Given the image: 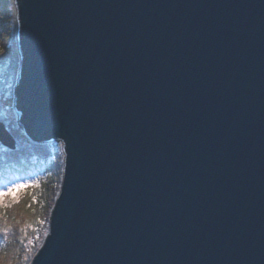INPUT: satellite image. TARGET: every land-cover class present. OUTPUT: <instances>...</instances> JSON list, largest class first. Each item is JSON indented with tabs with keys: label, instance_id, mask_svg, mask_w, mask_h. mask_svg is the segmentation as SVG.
I'll use <instances>...</instances> for the list:
<instances>
[{
	"label": "water",
	"instance_id": "1",
	"mask_svg": "<svg viewBox=\"0 0 264 264\" xmlns=\"http://www.w3.org/2000/svg\"><path fill=\"white\" fill-rule=\"evenodd\" d=\"M15 3L17 124L63 151L28 264H264V0Z\"/></svg>",
	"mask_w": 264,
	"mask_h": 264
},
{
	"label": "trees",
	"instance_id": "2",
	"mask_svg": "<svg viewBox=\"0 0 264 264\" xmlns=\"http://www.w3.org/2000/svg\"><path fill=\"white\" fill-rule=\"evenodd\" d=\"M17 66L19 67V62L18 65H16V68ZM15 77L14 86H16L18 73L16 80ZM13 91L14 88L12 89V95L7 101H12ZM2 105L3 101L0 100V118L5 122L6 126L15 137L17 146L12 150L0 149V166L5 164V167L10 168L11 165H8L7 160L8 156L13 163L11 168H32L30 170L34 171L36 170L35 166L38 164V166H43L46 173L50 176L47 181L49 186L45 185L48 190L45 191L47 194H41V199L36 200L37 189H34L33 192L26 193L25 197L20 201L21 203L19 202L15 206L17 210H22L27 218H23L20 215L15 216L13 212H10L9 214L8 210H2L0 212V222L3 223L4 232H6L9 227H15L18 229L19 226L21 230L20 226H22L24 222L31 224V226L27 225V237L23 236L16 240H12L14 235L8 236V244L6 243L7 245L5 247H0V264H28L48 232V219L54 205L55 196L58 194L57 191L62 176L63 154L62 151H60L61 148L59 149L60 146L57 142L50 141L41 143L29 140L17 125L16 112L11 109L13 117L8 118L2 113ZM37 161L39 162L37 163ZM2 169L3 168L0 167V170ZM48 195H50L49 199ZM22 207H26V209L23 210L21 209ZM30 227H32L33 230L29 229ZM29 236H31V239H29Z\"/></svg>",
	"mask_w": 264,
	"mask_h": 264
},
{
	"label": "rangeland",
	"instance_id": "3",
	"mask_svg": "<svg viewBox=\"0 0 264 264\" xmlns=\"http://www.w3.org/2000/svg\"><path fill=\"white\" fill-rule=\"evenodd\" d=\"M0 49H2V51H0V100L3 101L2 113L8 118H12L13 112L11 109H13L14 107L13 99L12 101H7V99L12 95V89L14 88L15 84V73V80L18 73V66L16 68V65H18L20 57L18 49V22L15 0H0ZM50 141L57 142L60 146L59 149L62 148V142L60 140L52 139ZM60 151H62V149ZM7 160L8 165L13 164L8 156ZM1 166L5 167V164ZM7 168L8 167L4 169L5 172L3 170H1V172L3 171L2 173L0 172V212L2 210H8L9 214L10 212H13L15 216L20 215L23 218H27L24 212L22 210H17L15 206L22 200L23 197H25L26 193L33 192L34 189H37V196L35 197V199L40 200L41 194H47V192L45 191H48L46 187L49 186V183L47 181L49 180L50 176L46 173L44 167L38 166V164L36 166V170H27L28 172L22 173L12 171L11 169L10 170L12 172H7L9 171V169L7 170ZM17 185H20L21 187H16ZM10 188L12 189V191L9 192L8 189ZM49 196L50 195H48V199ZM21 209L25 210L26 207H22ZM27 225L31 226L30 223L24 222L22 226H20L21 230L19 226L18 229L15 227H9V229L4 232L3 223L0 222V247H5L8 244V236L10 235H14V237H12V240H16L19 237L26 236L28 231ZM29 229L33 230L32 227H30ZM29 239H31V236H29Z\"/></svg>",
	"mask_w": 264,
	"mask_h": 264
},
{
	"label": "bare ground",
	"instance_id": "4",
	"mask_svg": "<svg viewBox=\"0 0 264 264\" xmlns=\"http://www.w3.org/2000/svg\"><path fill=\"white\" fill-rule=\"evenodd\" d=\"M13 135V134H12ZM50 142V141H49ZM39 161H37V163H38ZM36 167V166H35ZM9 169V171H7V172H12V171H16V172H28L27 170H29V171H31L30 169H32V168H22V169H17V168H7V170ZM12 171H11V170ZM14 175H16V174H14ZM30 262V261H29Z\"/></svg>",
	"mask_w": 264,
	"mask_h": 264
},
{
	"label": "snow or ice",
	"instance_id": "5",
	"mask_svg": "<svg viewBox=\"0 0 264 264\" xmlns=\"http://www.w3.org/2000/svg\"><path fill=\"white\" fill-rule=\"evenodd\" d=\"M0 51H2V49H0ZM16 187H21V186L17 185ZM8 191L10 192V191H12V189L10 188V189H8Z\"/></svg>",
	"mask_w": 264,
	"mask_h": 264
}]
</instances>
